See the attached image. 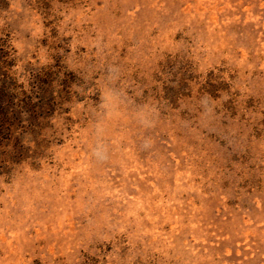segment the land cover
<instances>
[{
    "label": "rangeland",
    "instance_id": "374dc122",
    "mask_svg": "<svg viewBox=\"0 0 264 264\" xmlns=\"http://www.w3.org/2000/svg\"><path fill=\"white\" fill-rule=\"evenodd\" d=\"M0 36V264H264V0H0Z\"/></svg>",
    "mask_w": 264,
    "mask_h": 264
},
{
    "label": "trees",
    "instance_id": "16d2710c",
    "mask_svg": "<svg viewBox=\"0 0 264 264\" xmlns=\"http://www.w3.org/2000/svg\"><path fill=\"white\" fill-rule=\"evenodd\" d=\"M3 37L0 36V45H1V40ZM3 59H5V55L2 54L1 49H0V64L3 62ZM7 67L4 65H0V78L4 76L5 69ZM4 70V71H3ZM8 90H7V85L4 82V79L0 80V138H2V134H6L8 131H10L12 127L11 121V110L10 106L7 104L9 101V95ZM10 100L12 98L10 97ZM3 140V139H1ZM5 140L0 141V146L1 143H3Z\"/></svg>",
    "mask_w": 264,
    "mask_h": 264
}]
</instances>
